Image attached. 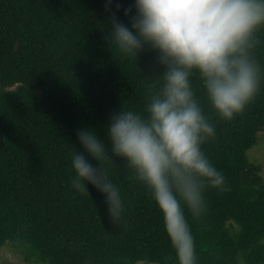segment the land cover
<instances>
[{"label": "trees", "instance_id": "obj_1", "mask_svg": "<svg viewBox=\"0 0 264 264\" xmlns=\"http://www.w3.org/2000/svg\"><path fill=\"white\" fill-rule=\"evenodd\" d=\"M106 3L0 0V249L10 244L42 264H178L162 212L122 159L102 164L121 190L120 224L108 220L94 187H70V152L83 151L77 130L95 128L110 147V115L142 110L149 77L163 71L147 47L137 60L111 50V15L130 26L135 7ZM259 36L254 55L264 65V31ZM192 86L216 127L203 150L229 185L206 191L199 217L186 210L197 264H264V178L248 157L264 130V83L231 121L208 104L198 76Z\"/></svg>", "mask_w": 264, "mask_h": 264}, {"label": "clouds", "instance_id": "obj_2", "mask_svg": "<svg viewBox=\"0 0 264 264\" xmlns=\"http://www.w3.org/2000/svg\"><path fill=\"white\" fill-rule=\"evenodd\" d=\"M134 7L130 26L111 15L110 48L137 60L147 47L156 52L163 71L149 77L142 110L123 106L110 115V147L95 128L77 130L83 151L72 147L70 152V187L81 193L94 187L103 196L108 220L120 224L121 190L102 164L122 159L130 178L149 190L162 212L178 264H197L186 210L199 217L207 206L206 191L225 192L229 185L203 150L216 127L195 94L192 77L198 76L221 120L231 121L246 110L264 83V65L254 55L264 31V0H134Z\"/></svg>", "mask_w": 264, "mask_h": 264}, {"label": "rangeland", "instance_id": "obj_3", "mask_svg": "<svg viewBox=\"0 0 264 264\" xmlns=\"http://www.w3.org/2000/svg\"><path fill=\"white\" fill-rule=\"evenodd\" d=\"M249 160L260 165L261 174L264 178V130L258 135V142L248 151ZM0 264H42L38 262H28L21 252L12 245L7 244L0 249Z\"/></svg>", "mask_w": 264, "mask_h": 264}]
</instances>
